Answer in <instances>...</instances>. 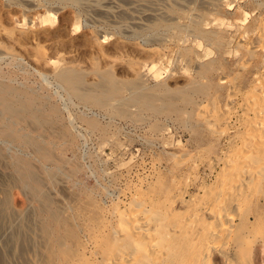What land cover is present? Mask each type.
Returning <instances> with one entry per match:
<instances>
[{"label":"rangeland","instance_id":"374dc122","mask_svg":"<svg viewBox=\"0 0 264 264\" xmlns=\"http://www.w3.org/2000/svg\"><path fill=\"white\" fill-rule=\"evenodd\" d=\"M262 16L264 0H0V87L23 110L0 113V264H37L45 222L108 206L149 171L165 182L172 154L212 153L195 111L221 105L217 56H244L235 23ZM252 211L264 264V202Z\"/></svg>","mask_w":264,"mask_h":264},{"label":"bare ground","instance_id":"6f19581e","mask_svg":"<svg viewBox=\"0 0 264 264\" xmlns=\"http://www.w3.org/2000/svg\"><path fill=\"white\" fill-rule=\"evenodd\" d=\"M244 21L235 23L240 36L234 43L244 56H236L235 64L217 56L221 105L197 108L191 125L208 135L214 151L172 154L165 182L153 184L149 171L108 206L50 217L57 228L43 224L37 264H252L259 217L252 206L264 202V16L253 29ZM9 93L0 87V113L20 119L22 106L15 107ZM7 129L6 135L14 131ZM28 171H21L26 182L33 179Z\"/></svg>","mask_w":264,"mask_h":264}]
</instances>
